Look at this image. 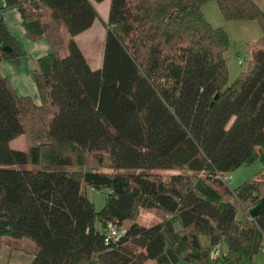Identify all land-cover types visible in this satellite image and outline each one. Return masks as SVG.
I'll return each mask as SVG.
<instances>
[{
	"label": "trees",
	"instance_id": "1",
	"mask_svg": "<svg viewBox=\"0 0 264 264\" xmlns=\"http://www.w3.org/2000/svg\"><path fill=\"white\" fill-rule=\"evenodd\" d=\"M92 1L4 0L30 40L53 50L33 72L40 104L0 73V246L30 240L31 264H254L264 251V38L228 85L229 37L202 12L213 0H111L94 69L76 40L100 19ZM215 1L227 21L264 31V0ZM23 55L0 16V63ZM23 136L29 144L12 148ZM91 157L116 173L83 170ZM258 159L260 175L232 189L227 174ZM89 188L108 191L100 211ZM142 209L167 218L141 226ZM127 222L108 240L109 223Z\"/></svg>",
	"mask_w": 264,
	"mask_h": 264
},
{
	"label": "rangeland",
	"instance_id": "2",
	"mask_svg": "<svg viewBox=\"0 0 264 264\" xmlns=\"http://www.w3.org/2000/svg\"><path fill=\"white\" fill-rule=\"evenodd\" d=\"M2 0H0V15L6 16V20L12 29L17 41L19 42L21 49L24 52L19 64L8 63L10 68L6 69L3 74L4 77H8L15 82V86L19 83L23 85V89L20 88V92L23 96L33 99V103L40 104V97L38 88L35 83L33 72L37 68V61L39 58L52 52V47L49 41L42 40L33 42L30 40L29 35L23 25L20 12L17 8H3ZM202 12L206 20L215 28H221L229 37V45L224 52V58L228 67V85H232L238 78L246 74L250 67L252 57H254L258 48V42L264 38V31L258 20L253 21H227L219 8L217 1L213 0L206 3L202 7ZM42 22L47 21V15L39 10L36 12ZM101 22V21H100ZM99 22V23H100ZM102 26V25H101ZM104 26V25H103ZM98 29V28H95ZM94 29V30H95ZM103 27L96 32L94 36H83L80 38V46L83 49L88 63L94 69L101 67L103 59V51L105 40H103ZM256 44V45H255ZM65 45V44H64ZM63 45V46H64ZM254 45V46H253ZM45 47H49V51L45 50ZM59 54L64 55L65 48L58 49ZM240 59L243 61L242 64ZM15 88V87H14ZM16 89V88H15ZM17 90V89H16ZM30 138L23 136L16 140L12 145V148L20 150L25 147V144H29ZM85 169L103 171L107 173H116L111 170L106 164L103 167H99L94 159L91 157L89 163ZM263 164L258 159L250 165L243 166L235 171L227 174L229 179V185L232 189H237L244 183L255 180L262 172ZM71 171L79 170L77 167L70 169ZM140 171H121L120 173L135 174ZM155 175H161L164 178L170 177L175 174V171H155L152 172ZM88 197L95 204L96 210L100 211L105 203L108 195L107 189L102 191H94L88 189ZM261 210L254 209V212ZM167 216L160 210H140L137 221L141 226L151 227L165 220ZM131 222L125 223V226ZM264 246V243H263ZM223 253L226 252V244L221 242ZM34 244L28 239H5L0 246V264H31L33 260ZM263 255V252H259L254 259V264H258L259 256ZM12 256L17 258H12ZM181 264H185L182 262Z\"/></svg>",
	"mask_w": 264,
	"mask_h": 264
},
{
	"label": "crops",
	"instance_id": "3",
	"mask_svg": "<svg viewBox=\"0 0 264 264\" xmlns=\"http://www.w3.org/2000/svg\"><path fill=\"white\" fill-rule=\"evenodd\" d=\"M95 5V7L97 8L98 12H99V15H100V19H98L97 21H95L94 25L92 26V28L90 30H88L87 32L79 35L76 40L79 42L80 41V38L83 37V36H86V35H89V36H94V31L96 32L97 30L101 29L102 27L104 28L103 29V40H105V36H106V27H105V23L108 19V15H109V11H110V3H111V0H105L104 2H101V3H98V2H95L94 0L92 1ZM2 5L4 6V0H2ZM2 6V7H3ZM2 17V19L5 21V23L7 24L8 28L10 29V31L12 32V34L15 36V34L13 33L12 29L10 28L7 20H6V16L4 15H0ZM20 17H21V14H20ZM22 18V17H21ZM101 21V22H100ZM23 22V20H22ZM100 22V23H99ZM102 25V26H101ZM104 25V26H103ZM95 28H98V29H95ZM95 29V30H94ZM80 43V42H79ZM49 47H45V50L49 51ZM50 52H48L49 54ZM47 55V54H46ZM8 63L10 62H2L0 63V73H4L5 70L8 68H10V65H8ZM3 75V74H2ZM11 83H12V86L15 87V91L19 94V95H22L20 92V88L23 89V85L21 83L18 84V86L16 85L15 86V82L11 79L10 80ZM20 87V88H19ZM23 96V95H22ZM15 142V141H14ZM14 142L12 143V145L14 144ZM262 208V207H261ZM130 225V224H129ZM128 225V226H129ZM227 252V250H226ZM263 252V255L259 256L258 258V264H264V251ZM185 264H188L186 262H184ZM146 264H155L154 262L152 261H149L147 262ZM181 264V263H180Z\"/></svg>",
	"mask_w": 264,
	"mask_h": 264
},
{
	"label": "built area",
	"instance_id": "4",
	"mask_svg": "<svg viewBox=\"0 0 264 264\" xmlns=\"http://www.w3.org/2000/svg\"><path fill=\"white\" fill-rule=\"evenodd\" d=\"M242 63V61H240ZM127 228L125 225H117L114 223H109L107 226L108 240L118 241L127 234ZM213 256H220V248L217 246L213 250Z\"/></svg>",
	"mask_w": 264,
	"mask_h": 264
}]
</instances>
